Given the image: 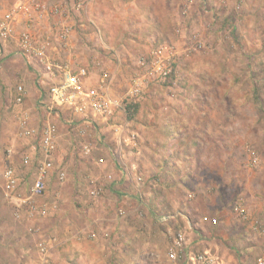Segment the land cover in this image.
Listing matches in <instances>:
<instances>
[{
    "label": "rangeland",
    "instance_id": "obj_1",
    "mask_svg": "<svg viewBox=\"0 0 264 264\" xmlns=\"http://www.w3.org/2000/svg\"><path fill=\"white\" fill-rule=\"evenodd\" d=\"M50 1L62 10L56 24L50 16L35 29L72 26L74 64L89 68L91 83L108 71L110 93L121 102L118 120L136 146L120 148L81 121L55 120L54 169L65 167L66 177L51 174L33 212L22 206L15 216L3 169L15 168L25 196L34 164L20 160L31 139L18 136L14 88L26 87L24 109L36 106L40 92L36 72L12 44L3 46L0 219L25 225L42 264H181L180 252L168 256L177 232L216 264H255L264 255V0ZM10 3L0 0V14ZM159 48L171 68L164 77L149 72ZM60 56L67 60V51ZM135 83L140 93L126 100ZM35 108L27 111L32 126L41 120ZM118 150L136 163L142 182L118 177ZM62 238L73 243L49 256V244Z\"/></svg>",
    "mask_w": 264,
    "mask_h": 264
},
{
    "label": "built area",
    "instance_id": "obj_2",
    "mask_svg": "<svg viewBox=\"0 0 264 264\" xmlns=\"http://www.w3.org/2000/svg\"><path fill=\"white\" fill-rule=\"evenodd\" d=\"M75 4L79 7L81 0H75ZM61 11L60 5L47 6L46 0H12L9 7L0 15V50L3 46L9 47V44H12L14 52L23 56L26 63L36 72L40 92L38 106L41 120L39 125L32 126L27 123L28 112L22 107L27 95L26 87L19 82L14 88L12 101L17 110L18 136L22 139H31L26 149L19 153L20 160L24 165L34 164L32 182L25 196L20 194L21 182L15 168L8 164L3 169L4 192L15 205V216H19L22 206L30 213L33 212L36 198L45 192L51 174L55 173V178L59 181L66 177L65 167L54 169L58 146L55 120L63 117L69 123L81 121L97 128L100 134L108 132L120 148L136 146L134 135L132 133L127 135L124 131L128 130L118 120L121 102L110 93L108 71H101L96 82L91 83L89 68L84 65L73 66L63 59L60 56L61 52L56 50L57 46L51 34L42 36L35 34V25ZM71 31L72 26L68 24L63 23L58 27L56 34L57 40L61 43L60 49L67 47ZM160 54L159 48L155 53L157 59L152 61V71L149 72L164 77L169 74L171 68L166 67ZM140 91V83L133 84L125 94L126 100L137 96ZM6 150L10 157L13 149L8 147ZM83 150L88 152V147L83 145ZM112 155V161L119 172L118 177H131L138 184L142 182L143 176L135 162H126L120 150L114 151ZM108 176L111 177L110 174ZM99 194L100 191L96 188L90 191L92 198ZM170 217L169 214L160 215L163 221ZM38 249L45 255L46 242L40 241ZM178 252L182 257L181 264H216V258L208 250L190 249L183 232H177L174 236L168 256L175 260ZM255 264H264V255L258 256Z\"/></svg>",
    "mask_w": 264,
    "mask_h": 264
},
{
    "label": "crops",
    "instance_id": "obj_3",
    "mask_svg": "<svg viewBox=\"0 0 264 264\" xmlns=\"http://www.w3.org/2000/svg\"><path fill=\"white\" fill-rule=\"evenodd\" d=\"M51 17H53L51 19L52 22L56 24L55 21L56 16H51ZM57 27L60 26H56L53 29L48 25L46 28L39 27L38 29H35L34 32L37 36H42L44 34H51L55 40L54 44L57 46L56 50H58L59 52L67 51V57H66L67 61L73 66H78V64L77 65L74 64L75 63L74 61H76L75 58L74 60L72 58L74 57V54L70 53L72 50L71 48L74 45L76 46V42H77V41H73V39L75 38V36L73 35L74 32H72V36H70L69 40L67 41L68 42L67 47L64 49H60L59 46L61 45V43L60 41L57 40V34H56V31L58 29ZM68 48L71 50H69ZM35 95H37V92L35 93ZM26 99L27 98H25V101ZM28 103H29V98H28ZM31 107L32 105L30 103V107H27L26 110L29 111L30 109L33 111L35 107H37L35 109L39 110L38 99L36 100V106L34 108ZM32 170H34V167L32 168ZM56 228H58V223L54 224L51 230ZM32 239L33 241H35L34 238ZM32 239L28 238L25 232V225L21 224L19 221L17 220L9 221V220L0 219V264H42V258L39 256V254L35 257L36 251L34 249V242L29 241ZM72 243L73 241L63 240V238L62 240L60 239L58 242L55 241L52 242L51 244H49V249H48L49 256L54 258L56 253L59 251V249H63L64 245L68 247ZM60 245L61 247H59ZM34 259H36V261Z\"/></svg>",
    "mask_w": 264,
    "mask_h": 264
}]
</instances>
